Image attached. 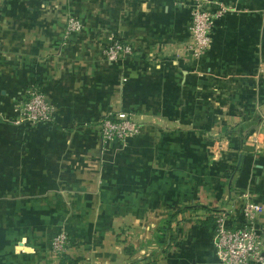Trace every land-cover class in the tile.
<instances>
[{
    "label": "crops",
    "instance_id": "obj_1",
    "mask_svg": "<svg viewBox=\"0 0 264 264\" xmlns=\"http://www.w3.org/2000/svg\"><path fill=\"white\" fill-rule=\"evenodd\" d=\"M193 2L0 0V264H219L215 215L241 222L245 199L264 232V0H206L230 11L196 59ZM111 36L133 53L109 62ZM32 85L54 119L15 126ZM109 111L140 132L103 147Z\"/></svg>",
    "mask_w": 264,
    "mask_h": 264
},
{
    "label": "built area",
    "instance_id": "obj_2",
    "mask_svg": "<svg viewBox=\"0 0 264 264\" xmlns=\"http://www.w3.org/2000/svg\"><path fill=\"white\" fill-rule=\"evenodd\" d=\"M190 11L189 37L185 50L199 58L211 43V27L215 19L230 11L227 5L219 4L214 10L209 9L206 0H193ZM83 22L77 16H68L64 29V38L81 31ZM133 53V47L117 37H109L103 54L109 62H117ZM54 119L53 105L38 85H32L25 91V96L17 103L11 123L15 126L51 123ZM140 124L134 114L127 111L105 113L99 120L100 139L103 147L113 144L122 145L130 136L140 132ZM262 205L245 199L241 206V222H230L229 210L219 211L214 218L213 248L219 264H264V232L257 226ZM69 248L64 229L52 237L50 250L57 257H62Z\"/></svg>",
    "mask_w": 264,
    "mask_h": 264
},
{
    "label": "trees",
    "instance_id": "obj_3",
    "mask_svg": "<svg viewBox=\"0 0 264 264\" xmlns=\"http://www.w3.org/2000/svg\"><path fill=\"white\" fill-rule=\"evenodd\" d=\"M166 230L168 231V228H166ZM163 240V239H162Z\"/></svg>",
    "mask_w": 264,
    "mask_h": 264
}]
</instances>
